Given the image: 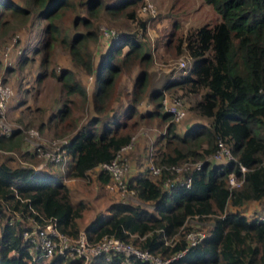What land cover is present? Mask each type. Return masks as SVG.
<instances>
[{
    "label": "trees",
    "instance_id": "obj_1",
    "mask_svg": "<svg viewBox=\"0 0 264 264\" xmlns=\"http://www.w3.org/2000/svg\"><path fill=\"white\" fill-rule=\"evenodd\" d=\"M136 1L79 0L76 4L75 0H25L26 7L14 0H0V18L5 9L20 17L36 10L47 20L43 49L59 35L55 20L60 11L76 5L86 11L87 17L77 14L73 22L74 28L81 26L84 31L75 29L72 36L63 35L62 41L66 42L76 63L88 72L95 70L92 99L97 113L76 127L62 145L68 158L63 175L47 167L36 170L13 165L8 158L0 161V264H80L61 255L42 261L36 257L38 248L24 239L23 232L29 229L26 225L29 218L40 224L52 219L60 232L77 238L81 232L78 220L88 205L82 199H72L70 187L63 179L88 178L91 171L111 161L130 142V131L125 129L131 126L118 116L104 118L102 114L107 110L110 89L122 67L151 61L145 40L147 20L139 19L135 30L131 27L114 35L97 66L87 42L98 39L95 17L101 7L112 22L122 12L126 19L136 21ZM203 1L220 15L224 25L234 32L236 41L226 44L219 60L217 26L211 30L200 27L179 38L177 51H185L190 60L187 72L150 91L154 109L141 118L167 122L162 137L164 144L155 150L154 164L160 171L155 177L149 170L131 174L126 182L138 198L152 203L153 208L113 201L107 212L98 213L84 227V232L90 242L115 236L164 258L180 253L170 264H264V214L249 217L241 210L248 202L264 199V0ZM5 23L6 19H0L2 26ZM59 79L66 92H77L82 101L87 100L86 90L74 81L70 71L62 70ZM146 82L147 70L142 69L134 81L135 98H131V104L124 111L129 117L142 99L136 97L145 89ZM166 85H180L190 93L205 87L202 101L208 104L213 101L210 122L194 123L183 134L177 133V121H171V113L161 109ZM59 112L61 118L66 115V104ZM236 125L244 126L247 131L240 139L229 133V127ZM19 133L15 130L9 135L1 134L0 149L19 150L24 141ZM220 142L227 145L235 160H208L217 153ZM182 162L201 165L175 172L172 168ZM240 165L245 167L243 172ZM230 173L242 178L239 186L229 185ZM110 179L107 171L100 169L97 173V181L102 186ZM193 219L197 223L209 220L210 227L201 241L189 246L186 233L200 229L191 223ZM90 264L149 263L135 255L116 253L96 256Z\"/></svg>",
    "mask_w": 264,
    "mask_h": 264
},
{
    "label": "rangeland",
    "instance_id": "obj_2",
    "mask_svg": "<svg viewBox=\"0 0 264 264\" xmlns=\"http://www.w3.org/2000/svg\"><path fill=\"white\" fill-rule=\"evenodd\" d=\"M14 1L27 7L25 0ZM78 1L75 0V3L78 4ZM117 1L104 0L110 3ZM146 2L153 4L156 12L154 16L150 14L151 12L142 14L141 8ZM134 5L138 18L136 21L126 19L122 12L119 19L112 22L109 20L111 17L101 7L95 17L98 39L87 42L93 55L94 66H97L114 35L131 27L135 30L134 26L139 19L147 20L145 40L151 61L147 64L122 67L110 89L109 100L106 102L107 110L102 114L104 118L118 116L124 124L131 126L130 129H125L130 131L131 146L119 154L126 167V178L131 174L149 170V165L154 163L155 150L164 144L162 137L167 122L159 118L141 117L154 109V104L149 99L152 88L161 87L167 80L169 82L187 72L190 60L185 51H177L176 44L179 38H184L200 27L211 30L217 26L216 55L219 60L223 57L226 44L236 41L234 32L224 25L220 15L203 0H137ZM77 14L88 16L78 5L59 12L55 20L59 35L50 40L49 47L45 49L41 44L47 38L45 33L47 20L38 11L32 10L27 17H20L5 9L1 16L0 19H6V23L3 26L0 24V78L9 84L13 93L10 96L11 102L9 100L6 110L0 116V122L10 126L14 131L19 130V135L23 139L30 129L36 130L38 135L29 140L24 139L19 150L0 149V161L8 158L13 165L21 164L29 167L42 165V169L47 167L63 175L64 167L49 160L51 154L47 156L43 151L55 152L57 147L71 137L76 127L79 128L91 116L97 114L92 99L95 90V70L88 72L82 65L76 63L70 55L66 42L62 41L63 35L72 36L75 29L84 31L81 26L76 28L73 26ZM142 69L147 70V85L139 97H136L142 99L136 104L134 112L130 113L129 117L124 111L131 104V98H135L134 81ZM62 70L70 71L74 81L86 90V101H82V96L77 92H66L59 79ZM185 89L186 87L182 88L180 85L173 87L166 85L162 91L161 109L166 111L165 104L169 106L172 101H177L179 103L177 106L184 110V116L177 122L171 117V121L175 122V131L179 134H183L194 123L210 122L208 116L211 105L213 106L212 100L209 104L208 101H202L205 87L199 88L197 93L186 92ZM64 104L67 106V112L61 118L59 109L63 110ZM1 129L0 126V135ZM229 133L234 134V138L238 139L239 136L246 135L247 131L244 126L236 125L229 127ZM225 158L224 152H220L214 157H209L208 160L220 162L225 161ZM180 167L178 173L187 168H194L195 163L182 162ZM99 171V167L95 168L85 179H63L70 187L72 199H82L88 205L78 220L81 231L98 213L107 212L108 205L113 201L153 208L150 202L140 203L135 194L122 195L108 191L105 185L102 186L97 181ZM151 175L156 176L152 173ZM241 210L249 217L262 216L264 199L261 202H248L241 207ZM191 223L199 225L205 234L210 227L209 220L197 223V220L193 219ZM69 258L71 260V257ZM76 260L80 264H86L82 259L76 258Z\"/></svg>",
    "mask_w": 264,
    "mask_h": 264
},
{
    "label": "built area",
    "instance_id": "obj_3",
    "mask_svg": "<svg viewBox=\"0 0 264 264\" xmlns=\"http://www.w3.org/2000/svg\"><path fill=\"white\" fill-rule=\"evenodd\" d=\"M141 10L142 14L151 12L150 14L154 16L156 13L153 4H151L150 2H146V4L142 6ZM12 93L13 92L9 84H7L2 78H0V116L6 110ZM178 104L179 103L177 101H172V104L169 106H166L165 104L166 111L171 113L175 121L180 120L184 116V110L181 107L177 106ZM0 126L2 127L1 134L9 135L14 131L10 126L3 124L2 121L0 122ZM37 135L38 132L36 130L30 129L24 136V139L29 140V138H33ZM131 138L130 142L119 150L115 158H113L109 162L101 164L99 167L100 169L107 171L111 175L110 181L105 184L107 190L110 192L121 193L122 195L126 193L135 194L134 190L128 188L127 186L125 175L126 167L123 163L122 158L119 156L122 150L130 148ZM62 145L57 147L55 152L53 153H50L47 150V152L43 150L42 151L47 156L51 154L49 160L64 167V165L68 161V158ZM219 146V150L215 155H213V157L220 152H224V154L226 155V160H235L234 155L225 144L220 142ZM38 148H40V146H38ZM200 165L201 163L197 162L195 163L194 168H198ZM33 167L36 170H40L43 168L42 165ZM172 169L178 173L181 167L180 165H176ZM240 169L243 172L245 170V167L243 165H240ZM149 171L152 174L157 175L159 174L160 168L152 163L149 165ZM241 182L242 178H237L233 173L229 174L228 183L231 187L239 186ZM185 184L187 186L189 185V179L185 181ZM137 199L142 204L148 203L146 201H142L138 197ZM26 225L29 226V229L24 230L23 237L25 240L33 243L38 248L39 252L38 254H36V257L40 258L42 261H48L54 255H61L65 258H79L82 259L86 264H90L96 256L102 254L122 253L126 256L135 255L138 258L148 262L149 264H170V261L174 257L180 255V253H177L172 257L164 258L161 255L152 253L148 250L140 249L130 242L123 241L115 236H103L95 242H90L88 241L84 230L79 233L77 238H72L60 232L56 226V222L52 219H47L44 221V223L40 224L33 218H29ZM205 235V232L201 231L200 229H193L186 233L185 239L187 240L189 246H193L201 241L205 237ZM36 257L34 256L33 259H36Z\"/></svg>",
    "mask_w": 264,
    "mask_h": 264
},
{
    "label": "crops",
    "instance_id": "obj_4",
    "mask_svg": "<svg viewBox=\"0 0 264 264\" xmlns=\"http://www.w3.org/2000/svg\"><path fill=\"white\" fill-rule=\"evenodd\" d=\"M0 74H1V71H0ZM10 102H11V100H10ZM9 103V102H8ZM10 105V104H9ZM10 107V106H9ZM86 226V225H85Z\"/></svg>",
    "mask_w": 264,
    "mask_h": 264
}]
</instances>
